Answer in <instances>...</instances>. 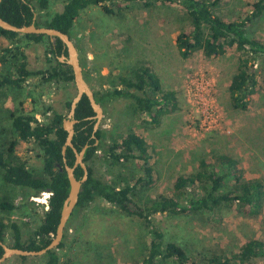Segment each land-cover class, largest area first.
Instances as JSON below:
<instances>
[{
    "label": "rangeland",
    "instance_id": "rangeland-1",
    "mask_svg": "<svg viewBox=\"0 0 264 264\" xmlns=\"http://www.w3.org/2000/svg\"><path fill=\"white\" fill-rule=\"evenodd\" d=\"M64 2L52 0L49 11L60 12ZM251 3L252 0H218L214 12L232 19L246 11ZM186 26L187 20L180 8L162 4L143 7L138 3H127L113 13H106L99 6L88 7L73 26L72 39L79 48L84 73L90 72L93 90L108 89L115 83L116 75L147 64L160 78L163 89L176 93L178 107L164 113L158 123H151L147 115L134 113L133 104L124 98H116L103 108L98 126L105 130L103 148L119 140L128 128L146 141L153 179L150 185L138 188L135 198L144 205L158 195H174L176 177L196 170L200 158H210L216 153L234 157L245 177H260L264 182V89L252 95L248 109L232 108L227 87L236 68V52L229 50L213 58L205 57L201 51L182 56L175 37ZM249 31L264 39V14L250 24ZM17 40L24 45L28 68L48 67L43 44L23 37ZM11 44L17 42L0 36V49ZM97 66L98 69L101 66L104 76ZM6 68L11 66H0L1 70ZM75 92L74 84L48 82L41 75L28 77L21 88L4 89L0 96V142L6 143L12 138L10 111L17 108L38 111L49 106L64 112V101ZM37 116L42 118L40 114ZM101 150L89 162L97 176L120 186L142 175L141 163L115 162ZM14 155L28 168L41 167L40 151L33 141H19ZM3 195L17 208L0 210V217L7 224L18 222L21 241H25L38 220L34 213H42L48 193L31 197L28 189L0 179V199ZM31 198L34 202H29ZM159 219L165 242L181 243L195 258H205L214 250L237 251L250 237L264 241V206L256 216L224 207L216 217L203 212L151 216L154 223ZM147 231L143 219L128 216L98 199L69 218L59 253L72 264H138L148 248ZM7 242H13L9 229ZM43 263L42 255L24 260L11 256L2 264ZM158 264L173 263L168 260ZM247 264H264V258Z\"/></svg>",
    "mask_w": 264,
    "mask_h": 264
},
{
    "label": "trees",
    "instance_id": "trees-1",
    "mask_svg": "<svg viewBox=\"0 0 264 264\" xmlns=\"http://www.w3.org/2000/svg\"><path fill=\"white\" fill-rule=\"evenodd\" d=\"M52 0H1L0 16L17 26L29 24L36 14L34 23L59 29L73 37V26L79 14L88 7L99 6L106 13L121 10L127 3H138L143 7L162 4L180 8L187 20V26L175 37L176 46L184 57L201 51L205 57H220L229 50L236 52V68L228 87L229 104L232 108L246 110L252 95L264 89V39L250 33V24L264 14V0H252L250 7L236 18H225L214 12L218 0H65L60 12H50ZM0 36L17 44L0 49V96L4 89L21 88L28 77L41 75L45 81L73 84L71 67L58 60L63 49L62 41L51 40L43 34H19L0 27ZM43 44L47 55L46 69L28 68L26 54L18 38ZM78 48L77 44L75 43ZM79 50V48H78ZM81 63V60H80ZM82 65V64H81ZM83 68V65H82ZM101 73V66H97ZM84 78L91 87L89 71H83ZM104 76V74H102ZM115 83L108 89L92 90L98 103L104 108L116 98H124L133 104L134 113L147 115L151 123H158L164 113L178 107L176 93L165 90L161 80L147 64L133 67L127 74L115 76ZM72 95L64 101L65 111H57L47 106L43 110L25 112L19 108L9 112L12 138L0 142V179L9 185L26 188L31 197L48 193L42 213H34L38 219L32 232L21 241V228L18 222L7 224L0 217V240L10 247L38 250L46 246L54 237L64 199L69 191V181L63 167L61 146L66 131L62 120L66 117ZM50 111V114L46 115ZM37 114H40L41 119ZM94 111L85 95L79 101L74 124L72 143L79 151L86 143L84 154L88 177L79 194L75 211L86 208L95 200L101 199L128 216L144 220L149 238L146 254L138 264H158L171 261L173 264H247L253 259L264 258V241L257 237L248 238L237 251L214 250L205 258H195L188 249L175 240H164L162 220L154 223L151 216L157 213L170 215H189L207 213L216 217L222 208H235L247 215H258L264 206V182L260 177L247 178L238 161L224 153L200 158L196 170L179 174L174 181V195H158L150 203L142 204L136 200L140 186L152 183V166L145 139L131 128L102 147L105 130L98 128L93 134ZM98 143H95V140ZM19 141H33L39 148L40 168H28L23 161L15 159V148ZM102 149V150H101ZM115 162H139L142 175L132 178L130 183L115 185L97 176L91 166L97 151ZM67 164L74 163L75 155L70 147L66 150ZM61 167V169H60ZM80 166L75 168L77 178L82 176ZM29 202H34L31 198ZM28 208L27 206H25ZM16 205L6 195L0 199V210L12 211ZM13 242H7V230ZM63 239L53 250L43 255V264H72L62 259L59 251ZM3 249L0 245V256ZM22 260L25 256H19Z\"/></svg>",
    "mask_w": 264,
    "mask_h": 264
},
{
    "label": "water",
    "instance_id": "water-1",
    "mask_svg": "<svg viewBox=\"0 0 264 264\" xmlns=\"http://www.w3.org/2000/svg\"><path fill=\"white\" fill-rule=\"evenodd\" d=\"M35 16L36 14L34 13L33 20L31 23L23 24L20 26L10 23L0 16V27L5 30L13 31L19 34H43L48 36L51 40H53L54 37H57L63 43V49L66 51V53H61L58 56V60L71 67L73 74L72 82L76 89L75 94L71 98L69 109L66 113V117L62 120V128L66 131V136L61 146V154H62L63 167L69 181V191L62 205L55 235L50 240V242L41 249L28 250L18 247H10L6 243L0 240V245L3 249V253L0 256V264H2L6 259H8L11 256H25V257L42 256L46 254L48 251L55 249L60 244L64 235V229L77 204L79 194L82 191L83 184L88 177L87 165L83 159L86 148L89 145L86 143L78 151L72 143V138L75 132L74 124L77 122V119L75 118V111L82 96L85 95L87 97L94 111V115L88 117L89 119H94L92 137H94V132L98 129L99 123L103 116V107L100 105V103L96 101L92 88L84 78L83 68L79 58V51L73 39L67 33L59 29L53 27L35 25L34 23ZM97 141L98 140L96 139L95 143H97ZM68 147L72 149L75 155L74 163L72 165L67 164L66 150ZM77 166H80L83 170L82 176L80 178H77L75 175V168Z\"/></svg>",
    "mask_w": 264,
    "mask_h": 264
}]
</instances>
